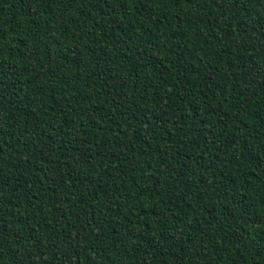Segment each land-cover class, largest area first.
<instances>
[{
    "label": "trees",
    "instance_id": "16d2710c",
    "mask_svg": "<svg viewBox=\"0 0 264 264\" xmlns=\"http://www.w3.org/2000/svg\"><path fill=\"white\" fill-rule=\"evenodd\" d=\"M0 264H264V0H0Z\"/></svg>",
    "mask_w": 264,
    "mask_h": 264
}]
</instances>
